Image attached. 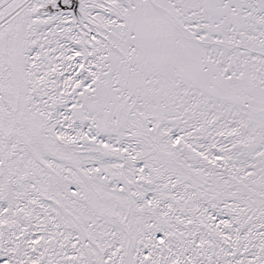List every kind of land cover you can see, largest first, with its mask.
<instances>
[{"label":"snow or ice","instance_id":"6c2138e0","mask_svg":"<svg viewBox=\"0 0 264 264\" xmlns=\"http://www.w3.org/2000/svg\"><path fill=\"white\" fill-rule=\"evenodd\" d=\"M0 264H264V0H0Z\"/></svg>","mask_w":264,"mask_h":264}]
</instances>
